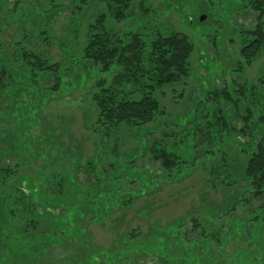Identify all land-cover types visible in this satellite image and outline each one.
Masks as SVG:
<instances>
[{"label": "trees", "instance_id": "obj_1", "mask_svg": "<svg viewBox=\"0 0 264 264\" xmlns=\"http://www.w3.org/2000/svg\"><path fill=\"white\" fill-rule=\"evenodd\" d=\"M96 1L103 4L105 10L85 22L81 48L73 50L72 45L67 47L66 40L61 39L63 60L51 62L48 45L56 38L52 29L55 16L71 9V18L76 22L78 14L91 0H0V92L3 89L11 92L6 105L1 106L5 98L0 97V108L16 114V124L24 128L27 135L40 108L52 99H62L66 91L73 93L83 89L91 77L95 79L94 132L100 136L95 153L84 163L73 158L72 168L67 170L56 169L51 163L31 176L21 174L27 164L18 156L19 147H11L16 161L12 165H0L2 264H27V260L31 264L43 257L49 264H120L126 257L136 258L138 253L159 255L167 262L165 264H181L165 250L167 239L181 237L180 233L184 234L181 239L185 248L186 242L193 241L190 248L198 251L205 248L201 253L196 251L205 256L206 230L218 229H212V221L206 218L209 210L206 204L189 209L172 222L157 221L150 240L144 241L133 230L125 232L121 236L124 248L114 244L108 249L98 246L88 225L106 224L119 211L124 214L142 196L154 194L162 184L187 179L197 166L214 156L220 155L221 162L213 163L210 172L228 171L230 163L222 151L228 140L237 145L238 153L244 157L240 177L246 186L229 206L217 212L210 209V213L227 223L237 202L248 205V200L253 198L264 200V132L261 131L264 127V93L261 91L264 74L256 83L244 82L233 87L239 99L247 98L255 106V110L245 106L241 127L234 125L240 117L236 112L238 103L227 87L206 92L208 98L212 95L223 99L224 104L229 103L230 108L223 106L227 112L218 108L209 116L202 111L201 97L197 106L191 107V116H185L184 123L179 119L172 121L170 117L157 122L165 113L155 92L191 77L194 41L170 26L164 27L165 30L152 28L151 13L155 7L150 0ZM209 3L212 4L210 0ZM238 7L237 13H258L254 25L232 24L241 38L242 61L250 65L264 54V0H238ZM112 20L125 22V25L139 21L140 25L116 30ZM78 23L82 22L78 20ZM27 24L31 28L28 29ZM9 25L16 26L21 34L19 39H3ZM72 33L78 39L79 30ZM216 38L210 41L216 44ZM23 108L29 109V113ZM123 125L129 129L127 136L133 132L139 143L126 151L121 150L117 141L111 146L114 139L121 140L117 134ZM247 136V141L241 140ZM23 146L35 155V140L31 143L27 140ZM52 146L48 144L45 150L53 152ZM4 154L0 151V159ZM144 160L146 164L139 165V161ZM81 171L84 178L79 177ZM247 209V215L237 214L233 219L243 221L248 232L253 225L264 242V201ZM192 214L195 218L190 230L194 232V239H189L186 233ZM244 235L246 239L248 234ZM70 245L75 254L49 260L51 248ZM115 249L117 252L125 249L127 253L124 257L117 256Z\"/></svg>", "mask_w": 264, "mask_h": 264}, {"label": "rangeland", "instance_id": "obj_2", "mask_svg": "<svg viewBox=\"0 0 264 264\" xmlns=\"http://www.w3.org/2000/svg\"><path fill=\"white\" fill-rule=\"evenodd\" d=\"M210 1L212 4L209 3V0H150L155 7L151 13L152 28L165 30L164 27H173L188 34L195 43L191 58L193 64L191 77L155 92L165 113L157 122L170 117L172 121L179 119L181 124L184 123L187 118L185 116L188 114V117L191 116L190 112L193 109L191 107L197 106L201 97L202 111L208 112L209 116L218 108L227 112L223 106L230 108L229 103L224 104L223 99L212 95L211 98H208L206 94L208 91L223 87L229 88L234 100L238 103L236 112L240 117L238 116L239 118L235 120V126L243 125L242 116L245 106H251L255 110V106L250 103L251 100L239 99L234 94L233 87L237 84L243 85L244 82H257L258 78L264 74V54L250 65L245 64L239 54L241 38L232 24L235 23L239 27L254 25L258 13H237L238 0ZM103 10H105L103 4L91 0L90 4L77 16L78 20L82 22L78 23L79 25H77L78 20L75 22L71 18L73 14L71 9L63 10L56 15L52 25L56 38L48 45L50 61L63 60L61 39L66 40L67 47L72 45L73 50H79L83 44L85 22ZM203 15L204 19H201ZM111 23L116 30L134 29L140 25L139 21L127 22L126 25L125 22L118 23L113 20ZM1 25L0 21V27ZM27 28H31V25L27 24ZM5 29L3 39L7 37L11 38V41H15L21 37L14 25H9ZM76 29L80 32L78 39L72 35ZM214 36L217 37L216 44L210 41ZM84 77L83 74L82 78ZM94 82L95 79L89 77L83 89H77L73 93L66 91L62 99H52L45 107L40 108L27 135H24L26 133L24 128H20L16 124L15 116L17 115H13L10 109L0 108V151L5 152L0 159V165L14 164L16 159L11 155L13 146L19 147L18 156L27 164L26 168L21 170V174L26 176L36 175L42 167L46 168L51 163H54L55 168L59 170L71 169L73 158L84 163L91 157L95 153L96 143L100 137L97 132H94L96 128V108L92 100V93L95 89ZM11 90L14 89L11 88ZM261 91L264 93V88ZM10 93L6 89L1 90L0 97L5 98V103H2L1 106L6 105L8 101L6 98L11 95ZM134 97H139V95ZM22 110L26 114L29 113L27 108ZM121 128L117 134L121 140L114 139L111 146L117 141L121 150L126 151L134 146L137 147L139 143L135 134L132 132L127 136L129 129L124 125ZM261 131L264 132V127L261 128ZM248 139L249 136L241 137V140L244 141ZM27 140L30 143L35 140L33 147L35 155L28 147L23 146L24 143L27 144ZM228 141L222 149L226 154L227 163H230L228 171L223 173L221 169H217L218 174H215L216 171L210 172L213 163L220 164L221 162L220 155L214 156L204 165L197 166L187 179L171 184H162L154 194L142 196L124 214L119 211L106 224L88 225L93 241L98 246L107 249L113 244L116 247L124 248L121 236L130 230L137 232L138 237L144 241L150 240V237L155 234L153 225L157 221L172 222L176 218L183 217L189 209H198L201 204H206L209 208L206 211L208 215L206 218L212 221V229L218 228L217 231L209 230V228L206 230V234H208L206 255H198L196 248H190L193 241L186 242L187 247L185 248L181 239L184 235L182 233H180L181 237L167 239L166 252L176 257L181 264H264L263 237L257 233L253 225L252 231L248 232L247 225L243 221L239 218L233 219L237 214L247 215V207L257 206L264 201L262 198L248 200V205L237 202L235 209L230 212L232 216L228 217L229 222L227 223L210 213V209L217 212L222 210V207L229 206L243 193L246 186V182L240 177L241 166H244V157L238 153L237 145ZM48 144L53 145V152L45 150ZM145 164V160L139 161V165ZM79 177L84 178L85 174L81 171ZM246 195L248 197L249 194ZM146 207H148L147 210ZM215 207L216 209H214ZM145 210L148 211L147 214L144 212ZM194 214L191 215L187 226L189 229L186 234L189 239H194V232L190 230L193 228ZM207 226L210 227V225ZM199 231L201 230L198 229ZM244 234H248L246 239ZM203 249L205 250V248ZM204 250H199L200 252L197 253ZM113 252L116 253L117 249ZM70 253L75 254L71 245L68 247L57 246L50 249L49 260L62 255H70ZM126 253L125 249H121L117 252V256L124 257ZM115 256V254L111 255L112 258ZM26 262L29 264L28 260ZM134 262L135 264L167 263L160 259L159 255L138 253L136 258L126 257L120 264H133ZM0 264H2L1 260ZM31 264L49 263L47 258L43 257ZM109 264L111 263L109 262Z\"/></svg>", "mask_w": 264, "mask_h": 264}, {"label": "water", "instance_id": "obj_3", "mask_svg": "<svg viewBox=\"0 0 264 264\" xmlns=\"http://www.w3.org/2000/svg\"><path fill=\"white\" fill-rule=\"evenodd\" d=\"M201 19H204V15L201 17Z\"/></svg>", "mask_w": 264, "mask_h": 264}]
</instances>
